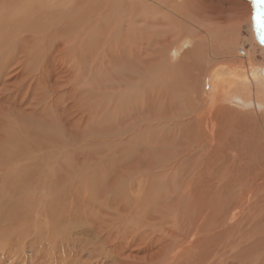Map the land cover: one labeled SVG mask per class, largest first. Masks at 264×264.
Instances as JSON below:
<instances>
[{
    "label": "rangeland",
    "instance_id": "rangeland-1",
    "mask_svg": "<svg viewBox=\"0 0 264 264\" xmlns=\"http://www.w3.org/2000/svg\"><path fill=\"white\" fill-rule=\"evenodd\" d=\"M53 1L0 0V264H264V112L206 84L264 65V0H213L242 11L190 62L194 14L116 28Z\"/></svg>",
    "mask_w": 264,
    "mask_h": 264
},
{
    "label": "bare ground",
    "instance_id": "bare-ground-1",
    "mask_svg": "<svg viewBox=\"0 0 264 264\" xmlns=\"http://www.w3.org/2000/svg\"><path fill=\"white\" fill-rule=\"evenodd\" d=\"M46 1H53V0H46ZM61 1H66V2H63V4H61L62 7H64V10H66V11H69L70 8H72V10H73V8L76 9L80 5V4H78L80 0L79 1L78 0H61ZM81 1L85 2V6L83 7V9L85 8L83 11L84 15H86L89 18H90V16L93 17V15H95V12L98 10L97 13L99 15L101 13H104L105 16H108L107 20L111 19L113 21V19H112L113 15L111 13H109L110 10L113 9V12L115 13L114 25L116 28L121 27V23L123 21L122 15L124 12L125 13L128 12V14H129L128 17H129V22H130V23H128V25H131V26H133L132 24H134L135 26L138 25L137 20L139 19L140 16L141 17L146 16V18L144 20L145 22H146V19L150 16V18L152 19V20H150V21H152L151 23H154V21L158 20L159 17H163L162 19H159L161 24L163 23L164 20L169 21L168 23H170L171 26L174 23H180V29L183 28V26H182L183 22H187V20H188L186 18V16L188 14H194V16H195L194 18H196V19H195V21H189L190 22L189 25L191 26V22H192L193 23L192 29H195L196 32H199L200 35H198L196 37H195V35H191L188 33L180 35V39L177 40V43H178L177 48H180V49H178V50H180V61L185 59V58L187 59V54L190 51V49L188 50L186 48L194 49V48L198 47V45L200 43H202L205 46V50L212 49V48L217 49L219 46H222V44L224 45V43L226 41L223 38H226V36L223 38L222 37L221 38L216 37L214 34H215V31L217 29H215V28H217L219 26V28L220 27L223 28L222 30H226L227 27L224 28L225 25H222V22H226L227 17H228V16H226L227 13L231 12L233 10V8H235L237 13L242 11V9H238L236 6H230L229 5L223 9V11H222L224 13L223 15H222V12L217 14V12L222 10L223 6H220V7L213 6L211 4V3H213V0H128L129 2H127L126 0H81ZM52 3H54V1L51 2V4ZM55 3H57V2H55ZM128 3H131V4H128ZM53 6H55V5H53ZM55 8H57V7H55ZM78 9H79V7H78ZM78 9L76 10V12L78 11ZM187 10H189L190 12H191V10H192V12L196 10L197 13H194V12L189 13V12H187ZM57 11H61V10L58 9ZM106 12H107V14H106ZM121 12H122V14H121ZM49 13H51V11ZM104 15L102 16V18H104ZM174 15H176V16H174ZM78 24H80V23H78ZM141 24H142V21H141ZM146 24H148V22ZM86 25L89 28V26L91 24L87 23ZM229 27L230 26H228V28ZM181 32H182V30H181ZM185 32L186 31H184V33ZM222 33H223V35H226V33H224V32H222ZM132 43H133V40H132ZM99 45H101V44H99ZM259 45H261V44H259ZM192 49H191V51H192ZM252 49H250V50L248 49L245 51V50H241V49L237 48V51L235 54H232V52H234V50L232 52L231 51H227V52L231 53L230 57L233 58L234 61L236 60L235 57H237L238 61H240L238 63V65H241L242 67H244V65L252 64V59H254ZM209 51H211V50H209ZM172 52H175L174 48L172 49ZM205 53H207V52L205 51ZM128 54H132V53H130L128 51ZM194 54H195V52H194ZM207 54H209V53H207ZM124 55H126V54H124ZM209 55H211V54H209ZM209 55H208V57H209ZM196 57H198V56H196ZM210 57H212V56H210ZM193 58H191V59L193 60ZM191 59H189V60H191ZM194 60H196V59L194 58ZM253 63H254V66H253L252 70L250 71V74L246 73L242 69H241V72H243V74H240V72H238L235 68H232V69H230L229 67L226 68L225 66H222L221 64L220 65L219 64L214 65L211 67V69H209V71L206 75L207 76L206 84L211 88V91L215 92V94H220L222 100L224 99V100H226V102L235 101V103L240 104L242 107H249V108H253L255 110L264 112V65L262 63H256L255 61H253ZM227 69H229V73H228V71L225 72V70H227ZM188 75H190V74H188ZM57 264H58V262H57ZM60 264H61V262H60Z\"/></svg>",
    "mask_w": 264,
    "mask_h": 264
}]
</instances>
